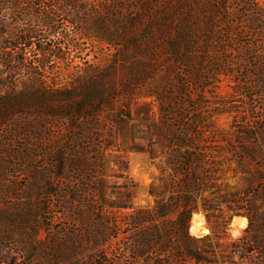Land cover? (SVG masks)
Returning a JSON list of instances; mask_svg holds the SVG:
<instances>
[{
    "label": "rangeland",
    "instance_id": "obj_1",
    "mask_svg": "<svg viewBox=\"0 0 264 264\" xmlns=\"http://www.w3.org/2000/svg\"><path fill=\"white\" fill-rule=\"evenodd\" d=\"M224 3H219L221 13L211 37L201 40L199 73L192 76L183 98L180 81L190 78L168 62L166 67L172 68L136 89L133 103L119 98L75 123L62 114L31 108L1 126L0 223L11 229L0 236V252L8 255L4 264H146V257L133 249L131 216L153 210L157 202L169 204L167 215L152 226L159 231L165 226L174 235L181 203L178 207L176 201L186 195L192 207L189 237L203 239L202 248L217 264H254L241 256L239 240L249 224L244 196L257 190L258 177L264 175V0H226L227 12ZM78 44V49L55 46L64 56L48 61L40 79L43 86L73 93L77 77L85 79L79 67L90 61L107 68L119 49V43L90 37L80 38ZM29 51L25 71L18 75H10L8 65L0 61V97L8 87L27 90V68L38 62L36 48ZM120 112L122 126L115 122ZM187 114L202 126L200 141L208 152L201 165L193 161L204 179L198 190H184L183 159L170 158L167 148L166 131H176ZM120 205L130 208H116ZM35 220L41 223L38 240L46 250H31L23 261L16 259L20 242H30L23 231L30 233L28 225ZM198 223L200 232L195 230ZM79 224L80 250L68 246L58 254L49 248L60 229L71 231ZM102 226L107 233L117 228L118 234L102 243ZM88 230L93 233L88 235Z\"/></svg>",
    "mask_w": 264,
    "mask_h": 264
},
{
    "label": "trees",
    "instance_id": "obj_2",
    "mask_svg": "<svg viewBox=\"0 0 264 264\" xmlns=\"http://www.w3.org/2000/svg\"><path fill=\"white\" fill-rule=\"evenodd\" d=\"M220 1L135 0L130 3L117 0L112 3L103 0L98 4L94 0H0V61L10 66H7L9 73L15 76L21 70L25 71L24 63L31 53L29 48H36L35 56L38 58L35 66L27 68L30 78L27 90L16 92L14 87H8L7 94L0 97V128L17 112L31 108L38 112H50L53 116L62 114L75 123L78 117L95 116L103 106L111 103L113 106L119 98L130 99L129 103H133L136 89L155 80L163 69L172 68L166 67L168 62L174 64L175 70H186V77L190 78V82L180 81L183 98L184 93L189 91L193 77L199 73L197 58L201 40L205 35H212L215 17L221 9ZM224 8L227 12L226 0ZM84 37L119 43L112 65L100 68L90 61L85 62L78 72L84 74L85 79L77 77L78 86L74 87L73 93H61L43 86L40 79L47 72L48 61L64 56L60 57L62 52L56 51L55 46L78 49V41ZM187 100H191V97H187ZM129 105L123 106V109L127 110ZM121 118V112L115 115V122L119 126L124 123ZM166 132L170 158L183 159L180 163L184 190L200 189L204 179L197 173V166L193 168V161L201 165L208 156L207 147L200 141L202 126L195 124L193 117L187 114L185 122L176 131L168 129ZM189 134L190 138L187 137ZM182 149L185 150L180 154ZM258 180L257 190L247 192L243 199V210L247 213L249 224L239 243L242 257L254 264H264V175H260ZM258 201L261 203L257 204ZM179 203L180 213L175 222L178 229H175L174 235L165 226L160 231L152 226L156 219L167 215L169 204L157 202L153 210L131 216L134 251L146 257V264H217L202 248L204 240L192 239L186 231L192 214L190 197H179L176 206L179 207ZM116 208L130 207L120 205ZM104 210L106 208L101 207V211ZM6 226L0 223V236L11 232ZM28 226L30 233L23 229L21 231L29 235L30 242H20L16 257L22 261L25 252L32 250L39 254L46 250L38 240L41 223L35 220ZM103 231H106L105 235ZM107 231L103 226L100 229L102 243L109 240L110 234H118L117 228H113L112 233ZM87 232L88 235L93 233ZM174 236H178L175 241ZM82 239L80 224L74 225L71 231L64 227L55 234L49 248L59 251L58 254H64L68 246L80 250ZM7 258L8 255L0 252V264H4Z\"/></svg>",
    "mask_w": 264,
    "mask_h": 264
},
{
    "label": "bare ground",
    "instance_id": "obj_3",
    "mask_svg": "<svg viewBox=\"0 0 264 264\" xmlns=\"http://www.w3.org/2000/svg\"><path fill=\"white\" fill-rule=\"evenodd\" d=\"M201 226H202V223H198L197 226H196V228H195V230L197 229V231L200 232V228H201Z\"/></svg>",
    "mask_w": 264,
    "mask_h": 264
}]
</instances>
